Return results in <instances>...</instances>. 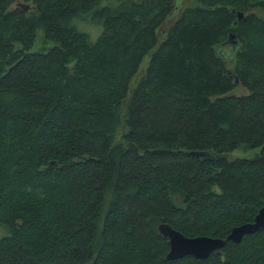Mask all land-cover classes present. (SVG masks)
Returning a JSON list of instances; mask_svg holds the SVG:
<instances>
[{
  "label": "trees",
  "instance_id": "1",
  "mask_svg": "<svg viewBox=\"0 0 264 264\" xmlns=\"http://www.w3.org/2000/svg\"><path fill=\"white\" fill-rule=\"evenodd\" d=\"M11 1L0 264H264V227L172 259L157 229L224 237L264 203V0Z\"/></svg>",
  "mask_w": 264,
  "mask_h": 264
},
{
  "label": "water",
  "instance_id": "2",
  "mask_svg": "<svg viewBox=\"0 0 264 264\" xmlns=\"http://www.w3.org/2000/svg\"><path fill=\"white\" fill-rule=\"evenodd\" d=\"M236 14L237 18L244 17L239 10L236 11ZM224 42L229 43L231 48H233L236 42L233 39V33L229 32L228 37L221 43ZM190 152L200 157L209 155V152L206 150H191ZM262 227H264V203L257 209L250 221L232 226L224 237L207 235L186 236L167 222H159L157 224L159 233L167 239L168 250L165 253V258L167 259L180 257L185 254H190L196 258L205 257L211 251L221 247L226 240L237 242L243 234Z\"/></svg>",
  "mask_w": 264,
  "mask_h": 264
},
{
  "label": "rangeland",
  "instance_id": "3",
  "mask_svg": "<svg viewBox=\"0 0 264 264\" xmlns=\"http://www.w3.org/2000/svg\"><path fill=\"white\" fill-rule=\"evenodd\" d=\"M195 0H180L177 1V3H180V8H182L183 6L187 5V4H192L194 3ZM20 7V8H23V9H28L32 6V3H31V0H12L10 5L8 6V8H12V7ZM77 28L78 29H82V30H87V28L89 26H92L90 21H87V20H77ZM97 27H93L90 28L91 30L94 29ZM163 28V27H162ZM91 34H93V32L91 31L90 32ZM90 34V36L88 35V37H92V35ZM41 45V33H40V30L38 29L36 31V39L33 43V46L32 48H36L38 46ZM223 48H226V46H224ZM226 50V49H225ZM231 91L234 93V94H237V93H244L246 91V89L236 83V85L231 89ZM257 150H242V149H234V150H231L230 152L227 153V157L229 158L230 156L231 157H235V156H252L254 154V152H256ZM6 232V227H4V225L0 224V235H2L3 233Z\"/></svg>",
  "mask_w": 264,
  "mask_h": 264
}]
</instances>
